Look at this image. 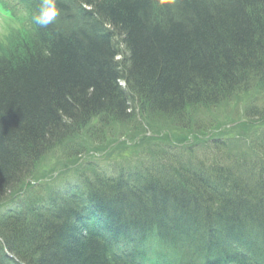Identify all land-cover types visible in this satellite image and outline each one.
Wrapping results in <instances>:
<instances>
[{
  "label": "trees",
  "instance_id": "1",
  "mask_svg": "<svg viewBox=\"0 0 264 264\" xmlns=\"http://www.w3.org/2000/svg\"><path fill=\"white\" fill-rule=\"evenodd\" d=\"M23 1L32 21L39 0ZM57 7L52 25L32 21L27 41L0 50V200L21 189L18 206L0 211V264H264L257 183L264 156L231 162L224 125L196 131L197 140L214 141L212 165L185 161L192 130L178 149L157 144L146 163L110 168L118 175L94 161L89 171L84 156L74 160L67 197L28 183L46 152L64 141V152L85 155L73 144L82 130L130 121L136 110L182 121L190 107L245 96L253 107L239 124L249 131L264 121V0H57ZM258 145L264 150V136ZM252 162L257 171L245 168ZM50 192L60 199L45 200Z\"/></svg>",
  "mask_w": 264,
  "mask_h": 264
},
{
  "label": "rangeland",
  "instance_id": "2",
  "mask_svg": "<svg viewBox=\"0 0 264 264\" xmlns=\"http://www.w3.org/2000/svg\"><path fill=\"white\" fill-rule=\"evenodd\" d=\"M22 41L27 40L16 39L7 44L0 45H3L1 48H11V46L17 45L18 42ZM252 103L253 101L248 100L245 96H243L241 100H239V98H234L231 103L227 102L224 105H219L218 107L208 108L203 106H193L188 108V116L182 121H174L172 120L173 118L157 113H142L141 110H139L137 115H134L130 121L106 124V126L100 124L96 129L90 126L88 130H86V128L82 130L80 137H78V135V139H76V142L73 143L76 145L78 144V141L81 142L87 148L86 151L83 152L85 155L77 156L69 150L64 152L62 149L64 144L63 141L61 147H56L46 152L44 156L34 165L35 169L30 174L28 183L31 184V179L32 183L36 184L34 188L35 192L39 189L44 191L45 188H50V185L51 187L56 188L55 183L57 182V179L61 180L68 178L65 184L67 185L69 181H73L71 179L72 176H69L73 175L70 173L72 162L82 156H84L83 158L88 159L87 164L90 167L88 168L89 171L94 169L95 166L92 161L98 164L99 167L102 165L109 167V164H111V169L114 167L121 168L127 166L135 168L142 163H146V160L150 158L149 154H156V152L160 151L158 148L155 149L157 144H167V142H170L174 148L178 149L181 145V141L185 139L186 134L192 130L194 133L192 132L187 136L189 137V140H187L188 143L184 144L185 147L189 148V150H187L189 151L187 156L189 158L185 161H190L189 159L191 158L198 159L199 157L203 165H212L213 162L211 161H214V151L210 150L209 147H213L214 141L205 138L197 140L196 131L210 132L209 130L222 125L224 126L221 128V133L223 132L225 135L224 138L228 140L227 144L234 146V150H236L237 154L242 153L248 157L252 156L254 159L255 155L258 153L256 150L254 151L253 148L254 140L257 139L260 141V139H262L260 135L263 131L254 132L252 134V139H249L247 135H245L247 132L245 129L247 127L245 123L228 126L230 122L236 120H246V115L250 112L248 109L253 107ZM259 107L264 109V103L259 105ZM99 127H103V129L99 130ZM107 127H109V129H107ZM93 131L101 132L100 137H97L95 133H92ZM162 131H168L170 133V137L168 138L167 136L166 138V136H164L166 134L161 137L160 133ZM133 136L138 137V139L135 137L133 142L127 143L125 139L128 140L129 138H133ZM160 137L163 138V140H159L161 139ZM94 139L98 140L96 141ZM251 140H253V142H251ZM125 143H127V145H125ZM106 148H108V150ZM92 150H100L101 154H97L95 156H93V154L87 155L90 154ZM104 151L106 153H104ZM183 154L187 155V152H184ZM208 157L212 160L208 159ZM110 168L106 171L108 176L116 173ZM58 188L56 189L58 190ZM8 203L6 202L4 206L6 207Z\"/></svg>",
  "mask_w": 264,
  "mask_h": 264
},
{
  "label": "bare ground",
  "instance_id": "3",
  "mask_svg": "<svg viewBox=\"0 0 264 264\" xmlns=\"http://www.w3.org/2000/svg\"><path fill=\"white\" fill-rule=\"evenodd\" d=\"M261 111H263L264 112V109L263 108H261L260 109ZM136 113V115H137V111L135 112ZM256 114H258L257 112H256ZM255 119V118H254ZM255 121V120H254ZM234 123H236V124H239L240 123V121L239 120H236V121H234ZM255 126L251 129V130H249V131H247L246 132V134L245 135H247V137L249 138V139H252V134L254 133V132H258V131H263V132H261V135H260V137H262V136H264V121L262 120H256L255 122ZM136 137V136H135ZM134 136H133V138H135ZM137 139H138V137H136ZM126 140V142L128 143H130L131 142V140H127V139H125ZM134 141V140H133ZM132 141V142H133ZM139 142H141V141H139ZM251 142H253V140H251ZM258 143H260V141L259 140H257V139H255L254 140V146L257 148V147H262V146H259L258 145ZM225 150H226V155H228V158H230V160H231V162L233 161V162H237L238 160H240V161H243V156H244V154H242V153H239V154H237L236 153V150H233L226 142H225ZM258 152V153H257ZM257 154L255 155V160L256 161H258L259 159H260V157H259V155H261V156H264V150L262 149V148H260V149H257ZM241 156V157H240ZM238 163V162H237ZM245 168H247L248 169V171L249 170H251V169H254L255 171H257L258 170V164L257 163H255V162H252L251 163V165L250 166H248V165H246V167ZM117 175H118V172L116 173ZM117 175H115V176H117ZM118 183V185H120V186H122V187H130V185L131 184H129V182H126V181H118L117 182ZM257 183H259V184H261L262 185V188L261 189H258V190H262L263 189V186H264V182L263 181H257ZM65 188L62 190V193H63V196L64 197H67V196H69V195H73V193H74V188L75 187H73V183H72V181H69L68 182V184L67 185H65L64 186ZM56 191V190H55ZM40 192H42V191H40ZM40 192H37V193H40ZM9 194H7V195H4L3 197H2V199L0 200V211H1V209L3 208V206L5 205V203L7 202H9V201H14V199L15 200H19V196H20V193H21V189L20 188H17V189H15V188H13V189H11V190H9V192H8ZM240 197V196H239ZM44 199L45 200H47L48 202L52 199V200H58V199H60V194L59 193H57V192H50V193H47V195H44ZM252 202V204H256V202H254V201H251ZM9 205H12V207L10 208L9 207V210L10 211H12V210H14V208H16L18 205H17V203L16 202H14V203H10ZM7 212H9V211H6V213H5V215L7 214ZM217 212H219V211H217ZM0 215H2V214H0ZM105 222H107V219L106 218H99V222H98V224H99V227H103L104 226V224H105ZM258 227V230H255V231H251V232H249L248 233V238L252 241V242H256L257 240H258V238H260L259 236V233L261 232V230H260V226L258 225L257 226ZM264 227V226H263ZM264 229V228H263ZM264 231V230H263ZM106 236V238H113V234L110 232V231H104L103 232V238ZM220 243V244H224V241H223V239L221 238V239H219V240H216V241H214V243ZM216 250H218V251H220V250H222V247H218V246H216ZM9 257H11L12 259H14L15 260V257L14 256H12L11 254H7Z\"/></svg>",
  "mask_w": 264,
  "mask_h": 264
},
{
  "label": "clouds",
  "instance_id": "4",
  "mask_svg": "<svg viewBox=\"0 0 264 264\" xmlns=\"http://www.w3.org/2000/svg\"><path fill=\"white\" fill-rule=\"evenodd\" d=\"M59 14L57 0H39V6L32 16V21L40 28H47L56 21Z\"/></svg>",
  "mask_w": 264,
  "mask_h": 264
}]
</instances>
